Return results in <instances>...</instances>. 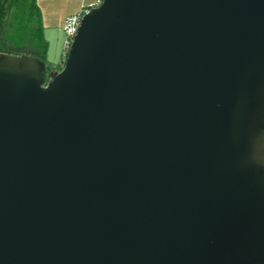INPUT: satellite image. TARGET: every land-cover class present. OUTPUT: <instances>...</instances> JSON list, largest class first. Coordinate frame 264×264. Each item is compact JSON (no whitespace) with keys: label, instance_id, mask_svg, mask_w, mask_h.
Returning a JSON list of instances; mask_svg holds the SVG:
<instances>
[{"label":"water","instance_id":"obj_1","mask_svg":"<svg viewBox=\"0 0 264 264\" xmlns=\"http://www.w3.org/2000/svg\"><path fill=\"white\" fill-rule=\"evenodd\" d=\"M45 69L0 53V264H264V0H102Z\"/></svg>","mask_w":264,"mask_h":264},{"label":"rangeland","instance_id":"obj_2","mask_svg":"<svg viewBox=\"0 0 264 264\" xmlns=\"http://www.w3.org/2000/svg\"><path fill=\"white\" fill-rule=\"evenodd\" d=\"M30 1L31 0H23L22 5L18 4L11 11L14 15L12 16V19H10V25H12L13 28L11 34L8 35V43L12 45L9 51L20 53V55H26L25 50H31L34 48L30 38V31L28 29L33 30L35 25L27 24L26 20ZM36 2L41 14L42 27L44 29L43 35L48 41L47 66L51 70H62L65 65V61H62L65 35L63 33L61 21L71 13L69 7H74L75 5L78 7L80 4L79 0H36ZM15 32H17V35L11 38V41L10 37H12V34Z\"/></svg>","mask_w":264,"mask_h":264},{"label":"trees","instance_id":"obj_3","mask_svg":"<svg viewBox=\"0 0 264 264\" xmlns=\"http://www.w3.org/2000/svg\"><path fill=\"white\" fill-rule=\"evenodd\" d=\"M22 1L23 0H0V53L20 55V53L9 51L12 45L8 43V35L11 34L13 28V26L10 25V19H12V16L14 15L13 13H11V11L18 4L22 5ZM28 10L29 12L26 16L27 24L35 25V28L33 30L28 29L30 31V38L31 42L34 45V48L31 50H25V54L33 56L45 64L46 81H48V76L51 71V69L47 66L48 41L46 40V38H44L43 35L44 29L42 27L41 14L39 12L36 0L30 1ZM15 35H17V32L13 33L10 39L15 37Z\"/></svg>","mask_w":264,"mask_h":264},{"label":"built area","instance_id":"obj_4","mask_svg":"<svg viewBox=\"0 0 264 264\" xmlns=\"http://www.w3.org/2000/svg\"><path fill=\"white\" fill-rule=\"evenodd\" d=\"M101 3H102V0H98L97 4H95L94 6H91L90 8H86L85 6H83L77 15L68 17L65 20V23L63 26V33L65 35V46H64L62 61L66 62L68 52H69L70 47L74 41L75 35L77 33V30H78V26H79L82 18L89 12V10L91 8L98 7L101 5Z\"/></svg>","mask_w":264,"mask_h":264},{"label":"crops","instance_id":"obj_5","mask_svg":"<svg viewBox=\"0 0 264 264\" xmlns=\"http://www.w3.org/2000/svg\"><path fill=\"white\" fill-rule=\"evenodd\" d=\"M40 1V0H39ZM98 0H79V5L78 7L75 5L74 7H69L70 8V11L71 13L68 14L64 19H62L61 23H62V26H64V23H65V20L68 18V17H71V16H74V15H77L81 8L83 6H85L86 8H90L91 6H94L95 4H97ZM66 6V5H65Z\"/></svg>","mask_w":264,"mask_h":264}]
</instances>
